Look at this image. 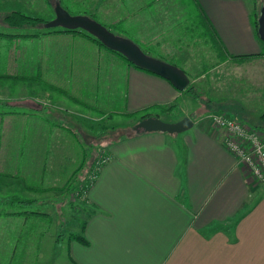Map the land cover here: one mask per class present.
<instances>
[{
	"label": "crops",
	"instance_id": "0c3cea01",
	"mask_svg": "<svg viewBox=\"0 0 264 264\" xmlns=\"http://www.w3.org/2000/svg\"><path fill=\"white\" fill-rule=\"evenodd\" d=\"M127 1L135 10L148 7L150 0ZM195 2L225 54L261 52L250 21L253 0ZM116 4L124 12L112 23L131 21L139 42L161 45L142 37L151 12H127L129 2ZM151 4L157 8L155 0ZM30 30L25 34L38 35L20 44L10 41L0 57V72L25 73V79H11L26 82L28 90L0 110V264H264V181L225 147L226 130L202 120L219 109L195 107L196 95L126 63L87 37L78 35L85 41L77 50L76 33ZM0 46V51L5 48ZM23 47L24 54L17 53ZM107 56L119 62L117 81L91 78L94 66ZM110 80L123 104L108 113L133 120L111 130L101 144L110 158L84 191L87 213L75 231L85 240L47 236L37 228L57 227L54 213L65 211L67 202L62 191L81 178L76 168L82 152L76 132L86 115L81 108L111 105ZM155 106L165 110L150 116L175 122L193 114L192 126L175 133L133 131L141 111ZM259 119L240 121L264 134Z\"/></svg>",
	"mask_w": 264,
	"mask_h": 264
},
{
	"label": "rangeland",
	"instance_id": "374dc122",
	"mask_svg": "<svg viewBox=\"0 0 264 264\" xmlns=\"http://www.w3.org/2000/svg\"><path fill=\"white\" fill-rule=\"evenodd\" d=\"M56 1L59 2L60 0H0V31L21 34L33 32L30 30L31 27L28 26V30H26V27L9 28L3 23L4 17L12 11H19L46 22L54 18L53 7ZM62 1L66 2L67 5L65 6L70 12L82 13L87 9L86 12L89 11V14H95L96 18L107 27H110V23L113 20L121 18L124 12L120 5H115V0ZM155 3H157L155 8H157L151 9L152 20L148 23L149 27L142 37H144L145 41H152L154 44L157 41L162 46L145 45L129 32L125 31L124 34L126 35H123L117 30H111L116 34L133 40L147 54L167 62L169 61L172 64L174 63V65L180 64L183 66L190 80L186 88L191 87L193 89L191 92L188 90L187 92L196 95L200 100L199 102L197 98L193 99L195 107L198 105L213 110L219 109L220 111L216 112H223L228 117L235 116L248 123H250L249 120L259 122L260 115L264 113V55L256 56L241 63L232 61L231 59L222 60L225 57L224 54L219 52L213 43L210 42V39H208L209 35L206 34L205 37L199 35L201 27L196 26L195 17L193 16L194 12L188 17L186 13L182 12V8L185 7L181 4L180 0H155ZM251 5L253 6V13L256 16L257 22L259 11L264 5V0H253ZM191 7L189 5L187 9L189 10ZM191 23L193 26H191ZM33 29L34 32L43 33L51 30L49 33H54L53 30L59 29V27L45 29L44 25L40 24L37 28ZM163 30L168 31V33L164 35ZM78 35L80 34H76V37ZM162 37H164L162 39L164 42L160 41ZM82 40L85 41L83 37L82 39L77 38V50L83 46ZM161 48L173 60L160 53ZM107 57L100 67L94 66V70L96 71L91 75V78H94L95 75H97V78L104 75L108 80L117 81L115 76L120 71V66L117 65L119 62L111 61V58ZM121 67L125 74V64ZM13 76L0 78V100L3 102V104H0V110L5 108L3 107L4 104L9 105L13 98L15 99V97L19 96L22 98L28 93L26 82L14 81L11 79ZM110 82L112 81L110 80ZM111 84L114 88L111 105H105V107L97 106L95 110L81 108L82 112L86 113L82 117L81 131L76 132L81 140V161L80 164L76 165V168L79 165V175L81 178L79 177V181H76L75 187L68 188L67 186L62 191L66 194L67 202L65 211L58 214L54 213L55 218H59L57 227L50 225L45 228L44 224L41 227H35L37 228L36 231L45 230L47 236L56 237V235H73L79 229L87 213L83 190L90 182L95 161L105 154V150L101 144L106 143L110 139L111 130L117 129L123 123H131L133 120L132 118L129 120L118 118L115 112L108 113L110 110H120L123 104L121 94L115 92L116 82H112ZM106 90L108 95H111L112 88L107 87ZM182 106L189 108L186 103L182 104ZM104 108H108V110L104 112ZM216 112L203 115L202 120L211 123L212 121L209 117ZM229 112H233L235 115ZM190 118L194 119L195 116L192 114ZM251 128L256 130L260 138L264 140V134L254 127ZM117 133L119 134L120 132L116 131L115 134Z\"/></svg>",
	"mask_w": 264,
	"mask_h": 264
},
{
	"label": "water",
	"instance_id": "95a60500",
	"mask_svg": "<svg viewBox=\"0 0 264 264\" xmlns=\"http://www.w3.org/2000/svg\"><path fill=\"white\" fill-rule=\"evenodd\" d=\"M53 9L54 18L43 23L45 29L59 27L65 30L84 31L99 40L105 48L122 54L134 67L166 79L175 89L181 91L189 85V77L183 69L145 53L138 44L128 37L114 33L88 15L70 14L58 1L55 2ZM257 35L264 42V5L257 18ZM191 126L192 121L188 117H183L175 122H166L157 116H148L134 124L132 130L135 132L175 133L183 132Z\"/></svg>",
	"mask_w": 264,
	"mask_h": 264
},
{
	"label": "trees",
	"instance_id": "16d2710c",
	"mask_svg": "<svg viewBox=\"0 0 264 264\" xmlns=\"http://www.w3.org/2000/svg\"><path fill=\"white\" fill-rule=\"evenodd\" d=\"M153 1V0H152ZM121 2L123 3H126V2H129V6H126L125 5V9L127 12H137V13H140L141 10H143V13L146 12V13H149L151 9L154 8V6L151 4V0L150 1H146V4L148 7L144 8V9H141V8H138V9H133L132 6L133 4L130 2V1H127V0H121ZM181 4L185 7V8H182V12L183 13H186L187 17L193 13V16L195 17V22H196V26H200L201 27V31L199 32V35L200 36H203L205 37L206 34L209 35L208 39H210V42L213 43L214 47L216 49H218L219 52L223 53L225 57L222 58V60L224 59H231L232 61H236V62H244L246 60H250L251 58H254L256 56H260V55H264V51H263V48H264V42L262 40L259 39L258 35H257V22H256V19H255V15L253 13V9L251 10V14H250V21H251V24L253 26V29H254V33H255V36L257 37V39L262 43V50L261 52L257 53V54H250V55H228L227 53L225 54V52L223 51L222 49V46L220 45V42L215 40V36H214V33L211 29V26L209 25V22L208 20L205 18V16L201 13V11L199 10L195 0H180ZM59 3L61 4V6L66 9L70 14H84V15H88L90 16L91 18L97 20L98 22H100L95 14H89L90 12H70L65 5L66 2L60 0ZM137 4V3H135ZM189 5L192 6L189 10L187 8H189ZM4 21L7 23V25L11 26V27H32V28H36L38 27L40 24L42 25L45 21H43L42 19L40 18H37V17H34V16H30V15H27L23 12H19V11H12L10 12L9 14H7L5 17H4ZM194 21V20H193ZM131 21H127V20H119L117 22H114V23H110V27H106L108 29H113V30H117L119 33H122L123 35H126L124 34V32L126 31L127 33L129 32L130 34H132V22L129 23ZM101 23V22H100ZM103 24V23H102ZM104 25V24H103ZM191 26H193V24L191 23ZM54 32L55 31H58V32H63V33H76V34H80L82 36H86L87 38H89L91 41L95 42L99 47L101 48H104L106 50H109L107 48H105L102 43L97 40L95 37L91 36L90 34L84 32V31H81V30H65V29H54L53 30ZM112 31V30H111ZM47 33L48 32H51V30H47L46 31ZM204 34V35H203ZM38 34L37 33H34V34H21V33H16V34H11V33H0V43L1 44H4L5 45V48L4 49H1L0 51V57H4L5 55V52H6V46H8V44H10V41H14V43L17 42V40H19V44L22 42L21 40L22 39H26V38H30L32 36H37ZM120 35V34H119ZM122 35V36H123ZM134 35V34H133ZM135 36V35H134ZM21 45H24V43H22ZM146 45V44H145ZM1 47V46H0ZM140 48L143 50V48L140 46ZM24 50H25V47L23 48H20L18 50L17 53H23L24 54ZM111 52H113L114 54H116L118 57L122 58L126 63L128 64H131L128 60H126V58L118 53V52H115V51H112V50H109ZM144 51V50H143ZM145 52V51H144ZM16 53V52H15ZM146 53V52H145ZM165 61V60H164ZM169 62V61H168ZM171 63V62H170ZM132 65V64H131ZM134 66V65H133ZM185 72V71H184ZM186 73V72H185ZM187 74V73H186ZM10 75H8V73H5V72H0V78L1 77H8ZM19 79L21 78H26V75L25 73H19L17 75ZM192 91L193 89L191 87H188L186 88V91ZM191 95H193L191 93ZM0 104H3V102H1L0 100ZM5 106V104L3 105ZM153 110H158V111H164V109L162 107H151V108H147L145 109L144 111H141L140 113V118H145V117H148L151 115V112ZM260 118L262 119V121L264 122V113H262L260 115ZM88 185V184H87ZM87 186L85 187V189L83 190V192L86 190ZM34 214H39V213H36L34 212ZM70 237L72 238H75L81 242H84V238L80 235H70Z\"/></svg>",
	"mask_w": 264,
	"mask_h": 264
},
{
	"label": "built area",
	"instance_id": "2783aa9c",
	"mask_svg": "<svg viewBox=\"0 0 264 264\" xmlns=\"http://www.w3.org/2000/svg\"><path fill=\"white\" fill-rule=\"evenodd\" d=\"M211 124L226 130L224 138L225 147L242 163L249 167L253 177L264 181V140L259 133L243 121L228 117L223 112L213 113L210 117ZM109 155H101L95 161L90 183L96 177L100 167L109 160Z\"/></svg>",
	"mask_w": 264,
	"mask_h": 264
}]
</instances>
